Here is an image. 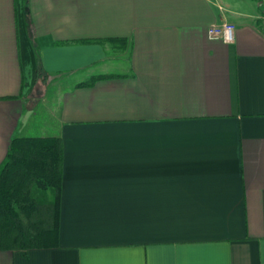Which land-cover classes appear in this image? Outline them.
I'll return each mask as SVG.
<instances>
[{"label":"crops","instance_id":"1","mask_svg":"<svg viewBox=\"0 0 264 264\" xmlns=\"http://www.w3.org/2000/svg\"><path fill=\"white\" fill-rule=\"evenodd\" d=\"M260 11L0 0V165L14 136L63 141L58 245L0 249V264H264ZM222 21L233 42L208 36Z\"/></svg>","mask_w":264,"mask_h":264},{"label":"trees","instance_id":"2","mask_svg":"<svg viewBox=\"0 0 264 264\" xmlns=\"http://www.w3.org/2000/svg\"><path fill=\"white\" fill-rule=\"evenodd\" d=\"M110 40L119 50L126 47L123 38ZM107 76L92 75L78 85L91 86ZM36 79L40 94L50 75L38 66ZM62 173L61 135L12 138L0 165V249L25 253L29 248L58 245Z\"/></svg>","mask_w":264,"mask_h":264},{"label":"built area","instance_id":"3","mask_svg":"<svg viewBox=\"0 0 264 264\" xmlns=\"http://www.w3.org/2000/svg\"><path fill=\"white\" fill-rule=\"evenodd\" d=\"M264 4V0H259ZM261 8V7H260ZM259 24L264 32V8L261 9L259 16ZM236 25L230 21H222L220 23H214L208 28V36L213 39H221L225 42H233L235 40Z\"/></svg>","mask_w":264,"mask_h":264},{"label":"rangeland","instance_id":"4","mask_svg":"<svg viewBox=\"0 0 264 264\" xmlns=\"http://www.w3.org/2000/svg\"><path fill=\"white\" fill-rule=\"evenodd\" d=\"M260 3V1L258 0V4ZM260 6V5H259ZM261 9H263L264 8V4L261 2ZM55 111H56V106H55V102H54V104H52V106L51 107H49V109L47 110V112H49V113H51V112H54L55 113ZM42 109H41V114H42ZM52 114V113H51ZM54 119V118H53ZM38 120V119H37ZM55 121V120H54ZM54 121L53 122H51V123H54ZM50 126H52L53 127V125H51L50 124ZM52 127H49V128H52ZM34 132V131H33ZM36 132V131H35ZM49 135H59V134H51V132H48V135H42V136H49ZM39 136V135H38Z\"/></svg>","mask_w":264,"mask_h":264}]
</instances>
